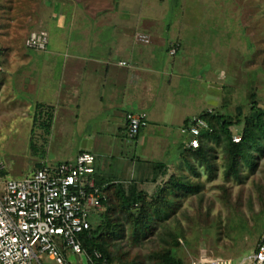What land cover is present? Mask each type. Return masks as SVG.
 I'll return each instance as SVG.
<instances>
[{
	"label": "crops",
	"instance_id": "obj_1",
	"mask_svg": "<svg viewBox=\"0 0 264 264\" xmlns=\"http://www.w3.org/2000/svg\"><path fill=\"white\" fill-rule=\"evenodd\" d=\"M163 3L48 0L42 11L44 25L33 26L48 32L45 48L2 45L12 62L0 66V98L26 97L32 144L42 152L33 170L14 178L90 151L104 197L110 182L135 180L148 190L157 173L155 164H163L167 176L187 178L205 166L196 165L195 150L187 148L189 136L182 128L193 116L220 104L222 58L212 73L215 56L209 55L205 30H195L198 25L176 10L173 15L171 9L159 11ZM4 21L0 18V26L11 36L13 26ZM138 33L147 34L150 41H139ZM176 44L177 51L170 53ZM218 55L222 57L219 49ZM127 112L147 114V124L135 139L127 136ZM204 139L213 150V136ZM50 148L59 153L45 157ZM4 175L9 176L7 168ZM100 210L93 212L92 224L100 221Z\"/></svg>",
	"mask_w": 264,
	"mask_h": 264
},
{
	"label": "rangeland",
	"instance_id": "obj_2",
	"mask_svg": "<svg viewBox=\"0 0 264 264\" xmlns=\"http://www.w3.org/2000/svg\"><path fill=\"white\" fill-rule=\"evenodd\" d=\"M47 1L0 0V18H4L5 24L13 26L15 31L10 36L7 27L0 26L1 67L12 62L4 45L23 46L34 30L33 26L44 25L42 11ZM165 9H171L172 15L176 10L188 22L200 26L194 27L195 30H205L209 55L215 56L216 62L212 63V73L218 70L222 60L221 102L213 109L236 115L239 106H243L247 112L250 86L257 91L261 105L264 104V0H165L159 11ZM52 29L56 26L53 25ZM218 49L222 57L216 56ZM212 50L217 52L216 55ZM8 84L13 86L14 82ZM25 98L23 101H12L10 95L7 100L0 98V156L11 177L33 170L42 153L32 144L31 119L27 116L31 112ZM242 126H233V133L241 134ZM211 143L214 149L207 155L214 164V171L204 165L199 167L202 173L197 169L199 175L190 179L201 185L200 192L182 195L167 226H159L158 230L165 241L172 240V232L177 235L179 245L175 252L185 264H190L193 259L216 257L231 258L234 264H251V255L264 233V148L263 151L251 150L256 164L253 167L242 164L236 178L225 175L228 154L223 137L221 141L211 139ZM47 152L45 157L59 153L54 148ZM196 163L202 165L199 158ZM149 183L148 186L153 188L152 181ZM110 198L114 203V198ZM160 236L152 235L142 246L124 241L120 248H116L121 249L122 254L127 253L126 259L130 260L141 253L144 261L161 243ZM65 253L67 264H87L85 258L72 251ZM34 264L57 263L46 255L40 263Z\"/></svg>",
	"mask_w": 264,
	"mask_h": 264
},
{
	"label": "built area",
	"instance_id": "obj_3",
	"mask_svg": "<svg viewBox=\"0 0 264 264\" xmlns=\"http://www.w3.org/2000/svg\"><path fill=\"white\" fill-rule=\"evenodd\" d=\"M137 39L150 41L144 33H138ZM48 40L46 30H34L27 36L25 45L43 49ZM178 45H173L170 53L174 54ZM147 119L145 112H127V136L135 139ZM182 131L189 136L187 148L196 149L203 134L212 132L213 128L198 114ZM240 140V134L233 135V141ZM5 171L0 156V264L40 263L46 255L57 264H67V250L83 256L87 264H113L101 251L95 249L89 253L83 246L82 235L91 227L93 212L102 208L103 198L92 152L82 151L73 161L42 166L21 178L5 176ZM190 264L234 262L218 257L193 259ZM251 264H264V233L251 256Z\"/></svg>",
	"mask_w": 264,
	"mask_h": 264
},
{
	"label": "trees",
	"instance_id": "obj_4",
	"mask_svg": "<svg viewBox=\"0 0 264 264\" xmlns=\"http://www.w3.org/2000/svg\"><path fill=\"white\" fill-rule=\"evenodd\" d=\"M248 98L247 112H244L243 106H239L236 115L215 109L201 113L213 131L205 132L200 146L193 150L200 163L210 168L211 172L214 171V164L207 158V153L212 148L208 146L204 135L213 136L216 141H221L223 137L224 148L228 154L226 177L238 178L242 164L252 167L256 164L252 149L263 151L264 104L261 105L257 99V91L251 86ZM241 124V140L235 142L233 126ZM155 166L157 173L150 180L153 183V188L150 186L151 191L150 188L140 189L135 180L110 182L104 187L105 196L98 213L100 221L96 225L91 224L90 229L82 235L83 246L89 253L97 249L113 264H185L175 252L179 245L177 235L172 232V240L165 241L158 228L167 226L169 218L181 202V196L199 193L201 185L191 182L187 177H178L175 174L167 176L163 164ZM196 174L199 175L198 171ZM97 183L102 185L103 181L98 180ZM111 196L114 203L111 202ZM152 235L160 236L161 243L149 252L144 261L141 253L130 260L126 259L127 253L122 254L121 249H117L124 241L142 246Z\"/></svg>",
	"mask_w": 264,
	"mask_h": 264
}]
</instances>
